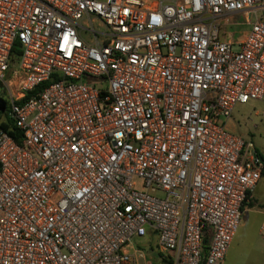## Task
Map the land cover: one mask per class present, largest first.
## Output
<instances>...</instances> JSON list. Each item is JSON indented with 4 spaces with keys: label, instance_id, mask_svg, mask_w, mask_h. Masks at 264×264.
<instances>
[{
    "label": "built area",
    "instance_id": "2783aa9c",
    "mask_svg": "<svg viewBox=\"0 0 264 264\" xmlns=\"http://www.w3.org/2000/svg\"><path fill=\"white\" fill-rule=\"evenodd\" d=\"M0 84V264L224 263L264 169L225 127L264 118V0H0Z\"/></svg>",
    "mask_w": 264,
    "mask_h": 264
},
{
    "label": "rangeland",
    "instance_id": "374dc122",
    "mask_svg": "<svg viewBox=\"0 0 264 264\" xmlns=\"http://www.w3.org/2000/svg\"><path fill=\"white\" fill-rule=\"evenodd\" d=\"M241 22H244L243 18L237 16L227 17L224 21L225 24L231 25L225 30L226 37L233 42L239 40L247 30L245 26H235V23ZM96 85L104 87L99 82ZM8 94V90L0 84V98L8 102ZM261 108V103L254 101L236 106L229 121L230 126H227L229 132L252 141L258 150L264 149V118L260 114ZM261 153L264 155V150H261ZM261 219L254 211L243 214L241 226L239 225L223 264H264V236L259 231Z\"/></svg>",
    "mask_w": 264,
    "mask_h": 264
},
{
    "label": "crops",
    "instance_id": "0c3cea01",
    "mask_svg": "<svg viewBox=\"0 0 264 264\" xmlns=\"http://www.w3.org/2000/svg\"><path fill=\"white\" fill-rule=\"evenodd\" d=\"M229 121H227L225 124L226 129H227V126L228 127L230 126ZM255 147H256V145H255ZM256 149H257V147H256ZM259 149L260 150L257 149V151L260 153V155L262 156V158L264 160V155H263V153H261V150H264V149H262V148H259ZM247 211H254L255 213H257L261 216L262 219H261L260 226H259V231L261 233L260 229H261V226L264 222V169H263V173L261 175L259 182L257 183L256 187L254 188V190L252 191V193L250 195L248 203L246 204V206L243 209L242 216ZM241 219H242V217H241ZM240 226H241V222H240ZM232 244H233V241H232L231 245Z\"/></svg>",
    "mask_w": 264,
    "mask_h": 264
},
{
    "label": "trees",
    "instance_id": "16d2710c",
    "mask_svg": "<svg viewBox=\"0 0 264 264\" xmlns=\"http://www.w3.org/2000/svg\"><path fill=\"white\" fill-rule=\"evenodd\" d=\"M19 46L16 43L12 50V62L16 63L19 57ZM0 129L5 131L16 143L20 144V135L13 127L12 122L8 118V102L0 98ZM208 241V237L206 239Z\"/></svg>",
    "mask_w": 264,
    "mask_h": 264
}]
</instances>
